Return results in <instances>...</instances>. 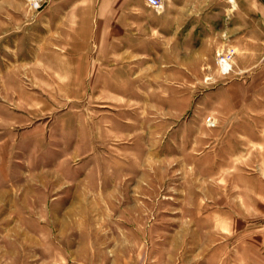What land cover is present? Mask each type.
Masks as SVG:
<instances>
[{"label": "rangeland", "instance_id": "374dc122", "mask_svg": "<svg viewBox=\"0 0 264 264\" xmlns=\"http://www.w3.org/2000/svg\"><path fill=\"white\" fill-rule=\"evenodd\" d=\"M222 1L198 36L142 0H0V264H264V123L218 63L249 0Z\"/></svg>", "mask_w": 264, "mask_h": 264}, {"label": "crops", "instance_id": "0c3cea01", "mask_svg": "<svg viewBox=\"0 0 264 264\" xmlns=\"http://www.w3.org/2000/svg\"><path fill=\"white\" fill-rule=\"evenodd\" d=\"M161 1L159 27L164 35L208 36L215 33L216 16H219L216 15V0ZM225 1L222 2L226 4ZM248 8L249 11L244 9L246 13H241L245 23L240 25L237 38H234L233 45L228 44L235 50L231 72L237 76L230 78L227 83L228 86L237 83L239 93L238 95L230 93L228 97L226 96V103L237 99L238 104L244 107L247 101L254 100L255 107L244 108V114L254 116V124L257 128L264 123V0H249ZM222 12L226 15V6L222 7ZM117 14L120 18L139 15V13Z\"/></svg>", "mask_w": 264, "mask_h": 264}, {"label": "built area", "instance_id": "2783aa9c", "mask_svg": "<svg viewBox=\"0 0 264 264\" xmlns=\"http://www.w3.org/2000/svg\"><path fill=\"white\" fill-rule=\"evenodd\" d=\"M142 1L147 7L152 8L154 10H159L160 8H162L161 0H142ZM233 54H234V50L228 49L225 52V54H223L221 57L218 58V63L222 70H223V64L226 63V72L229 71V69L231 68L229 61L231 60Z\"/></svg>", "mask_w": 264, "mask_h": 264}, {"label": "bare ground", "instance_id": "6f19581e", "mask_svg": "<svg viewBox=\"0 0 264 264\" xmlns=\"http://www.w3.org/2000/svg\"><path fill=\"white\" fill-rule=\"evenodd\" d=\"M9 194V193H8ZM1 202V201H0ZM8 208V207H7ZM11 232V231H10Z\"/></svg>", "mask_w": 264, "mask_h": 264}]
</instances>
